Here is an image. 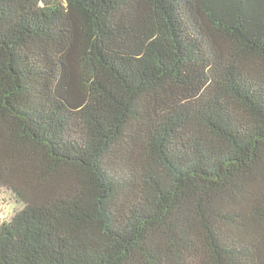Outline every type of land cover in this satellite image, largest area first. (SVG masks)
<instances>
[{"label":"trees","instance_id":"obj_1","mask_svg":"<svg viewBox=\"0 0 264 264\" xmlns=\"http://www.w3.org/2000/svg\"><path fill=\"white\" fill-rule=\"evenodd\" d=\"M0 264H264V0H0Z\"/></svg>","mask_w":264,"mask_h":264},{"label":"rangeland","instance_id":"obj_2","mask_svg":"<svg viewBox=\"0 0 264 264\" xmlns=\"http://www.w3.org/2000/svg\"><path fill=\"white\" fill-rule=\"evenodd\" d=\"M24 207L23 202L8 190L0 188V221L11 220Z\"/></svg>","mask_w":264,"mask_h":264}]
</instances>
